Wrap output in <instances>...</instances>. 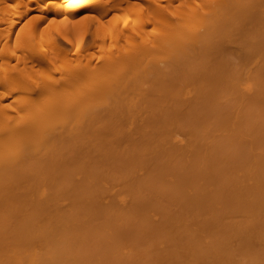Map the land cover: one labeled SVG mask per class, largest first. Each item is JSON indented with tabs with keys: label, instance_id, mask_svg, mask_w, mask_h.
Here are the masks:
<instances>
[{
	"label": "bare ground",
	"instance_id": "obj_1",
	"mask_svg": "<svg viewBox=\"0 0 264 264\" xmlns=\"http://www.w3.org/2000/svg\"><path fill=\"white\" fill-rule=\"evenodd\" d=\"M8 1L0 264H264V0Z\"/></svg>",
	"mask_w": 264,
	"mask_h": 264
},
{
	"label": "rangeland",
	"instance_id": "obj_2",
	"mask_svg": "<svg viewBox=\"0 0 264 264\" xmlns=\"http://www.w3.org/2000/svg\"><path fill=\"white\" fill-rule=\"evenodd\" d=\"M18 2H20L19 0H9L8 1V4H16V3H18ZM9 5V6H10ZM9 6H8V8H9ZM95 12V11H94ZM124 12V11H123ZM123 12L121 11V10H116L115 11V13H114V11L112 12L111 10L106 14V15H104L102 18L103 19H105V20H108L109 18H110V16L111 15H113V14H115V15H123ZM39 13V11H37V10H35V11H29L26 15H24L21 19H20V21H18L15 25H14V27H13V35H16V33L19 31V29L21 28V26L23 25V23H24V20L26 19V16L27 15H29V16H31V15H33V14H38ZM94 14H96V12L94 13ZM125 14V13H124ZM128 14V13H127ZM69 15V13H67V12H62V13H59V14H57L56 15V17H57V21L58 22H60L61 23V25H62V30H57V29H51V33H52V35H54L56 38H57V40L59 41V42H62V43H64V44H66V42H65V40H64V34H65V30H67L68 31V33H70L71 35L73 34V31H72V28L71 27H69V26H67V21H68V16ZM97 18L99 17V15H97L96 16ZM97 18H95V17H88L87 19H88V24H87V26H86V28L84 29V34L86 35V38L88 39L89 38V36L92 34V33H94V31H95V28H96V24H97ZM31 19H34V17H32ZM46 20L47 19H45L43 22H42V26L43 25H45V23H46ZM57 27V26H56Z\"/></svg>",
	"mask_w": 264,
	"mask_h": 264
}]
</instances>
